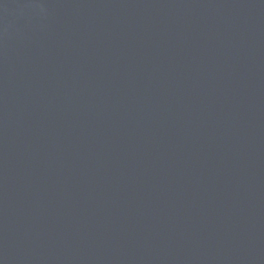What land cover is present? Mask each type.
<instances>
[{"label": "water", "instance_id": "1", "mask_svg": "<svg viewBox=\"0 0 264 264\" xmlns=\"http://www.w3.org/2000/svg\"><path fill=\"white\" fill-rule=\"evenodd\" d=\"M0 264H264V0H0Z\"/></svg>", "mask_w": 264, "mask_h": 264}]
</instances>
